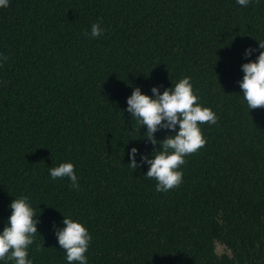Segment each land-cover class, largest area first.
Wrapping results in <instances>:
<instances>
[{
	"label": "trees",
	"instance_id": "trees-1",
	"mask_svg": "<svg viewBox=\"0 0 264 264\" xmlns=\"http://www.w3.org/2000/svg\"><path fill=\"white\" fill-rule=\"evenodd\" d=\"M99 22L102 35L84 33ZM264 40V0H10L0 7V228L19 195L39 217L33 264H68L53 226L87 228L88 264H264V107L240 93L246 47ZM188 76L216 115L166 192L132 168L150 154L125 110L133 87ZM171 133L160 130L157 140ZM70 161L78 188L49 167ZM4 264H14L5 261ZM78 264V262H73Z\"/></svg>",
	"mask_w": 264,
	"mask_h": 264
},
{
	"label": "clouds",
	"instance_id": "clouds-1",
	"mask_svg": "<svg viewBox=\"0 0 264 264\" xmlns=\"http://www.w3.org/2000/svg\"><path fill=\"white\" fill-rule=\"evenodd\" d=\"M10 0H0V7L6 6ZM241 7H247L251 0H235ZM104 28L99 22L90 26V31L84 34L91 38L103 34ZM258 42L259 52L255 59H247L257 52V48L246 47L242 53L246 62L240 64L242 77L237 81L240 93L247 105L248 111L257 107H264V40ZM8 53L0 50V64L7 59ZM151 95L145 94L140 87H133L131 94L126 97L125 110L135 118L140 126L146 130L142 137L153 146L150 154H139L138 149L132 146L128 149L129 165L134 169L146 164L144 176L154 178L155 190L166 192L178 186L182 180L180 165L184 163L187 154L195 152L203 146L205 139L199 125L204 122L214 123L215 113L207 106L199 103V98L193 90L191 78L184 76L171 86L161 91L158 86L150 88ZM167 130L171 134L157 140L155 133ZM50 178H64L70 182V187L78 188V177L74 165L70 161L49 167ZM10 213L0 228V264L13 261L14 264H33L28 257V247L33 243L34 234H37L38 214L29 202V197L19 195L7 205ZM61 226H53V233L57 243L65 252L68 264H88L85 253L91 241V235L82 222L73 219L70 215H63Z\"/></svg>",
	"mask_w": 264,
	"mask_h": 264
}]
</instances>
